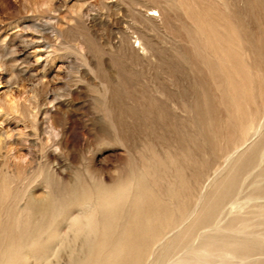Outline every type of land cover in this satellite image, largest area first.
I'll return each mask as SVG.
<instances>
[{
  "label": "rangeland",
  "instance_id": "rangeland-1",
  "mask_svg": "<svg viewBox=\"0 0 264 264\" xmlns=\"http://www.w3.org/2000/svg\"><path fill=\"white\" fill-rule=\"evenodd\" d=\"M229 262L264 264V0H0V264Z\"/></svg>",
  "mask_w": 264,
  "mask_h": 264
},
{
  "label": "bare ground",
  "instance_id": "bare-ground-1",
  "mask_svg": "<svg viewBox=\"0 0 264 264\" xmlns=\"http://www.w3.org/2000/svg\"><path fill=\"white\" fill-rule=\"evenodd\" d=\"M154 6V5H153ZM152 9V8H151ZM157 10V9H156ZM160 11H162V10H160ZM158 13V12H157ZM152 14V13H151ZM159 14V13H158ZM163 18V17H162ZM160 19H161V17H160ZM226 73V72H225ZM12 103V102H11ZM9 104V103H8ZM14 106V105H13ZM14 109V108H13ZM259 127H261V125L259 126ZM258 127V128H259ZM22 130H23V128H22ZM256 130V129H255ZM19 132V131H18ZM21 132V131H20ZM253 133H255V132H253ZM17 134H19V133H17ZM263 134V133H262ZM9 135V134H8ZM23 134H21L20 136H22ZM7 136V135H6ZM9 136H11V135H9ZM8 137V136H7ZM11 138H12V136H11ZM9 139H10V137H9ZM6 140V139H5ZM235 151V150H234ZM232 153V152H231ZM261 155V154H260ZM8 157V156H7ZM22 157V156H21ZM239 157H242V156H239ZM239 157H238V159H239ZM236 159V158H235ZM9 161H10V164H11V166L13 167V169H15V168H18L19 167V158L17 157V156H15L14 154L13 155H11L10 156V158H9ZM244 161V160H243ZM7 162V161H6ZM8 163V162H7ZM239 163V162H238ZM244 165V164H243ZM234 166V165H233ZM228 173V172H227ZM231 174V173H230ZM227 175V174H226ZM229 175V174H228ZM225 176V175H224ZM231 177V176H230ZM232 177H233V175H232ZM225 178H227L226 176H225ZM234 178V177H233ZM229 179V178H228ZM232 180V179H231ZM219 182H221V180H219ZM216 186H217V183H216ZM241 186H242V184H241ZM255 188V187H254ZM216 189V188H215ZM236 189V188H235ZM256 189V188H255ZM216 191H219V190H216ZM215 193V192H214ZM48 194V193H47ZM216 194V193H215ZM214 194V195H215ZM44 195H45V191L43 190V191H41V192H39V193H37V194H34V196H33V200L34 201H37V202H40V201H42L43 199H44ZM215 198V197H214ZM218 198V197H217ZM249 198V197H248ZM75 201H77V200H75ZM78 201H80V200H78ZM198 201V200H197ZM202 201V200H201ZM218 201V200H217ZM216 203V202H215ZM218 204V203H217ZM52 205V204H51ZM220 205V204H219ZM222 205V204H221ZM23 206H24V204H23ZM25 206H26V204H25ZM196 206V205H195ZM27 207V206H26ZM220 207V206H219ZM17 208H18V206H17ZM21 208V207H20ZM194 208V207H193ZM258 208V207H257ZM256 208V209H257ZM198 209H200V208H198ZM261 209H263V208H261ZM25 210V209H24ZM220 210V209H219ZM258 210H259V208H258ZM20 211V210H19ZM235 211H237L236 209H235ZM254 211V210H253ZM256 211V210H255ZM196 212V211H195ZM252 212V211H251ZM253 215H255V212H254V214ZM261 215H263V214H261ZM252 216V215H251ZM78 217V216H77ZM71 218V217H70ZM53 220H54V218H53ZM70 220H72V219H70ZM79 221V220H78ZM250 221V220H249ZM76 222V221H75ZM85 222V221H84ZM214 222V221H213ZM237 223V222H236ZM87 224V223H86ZM17 225V224H16ZM19 225V224H18ZM88 225V224H87ZM214 226V225H213ZM16 227V226H15ZM216 227V226H215ZM231 227V226H230ZM239 227V226H238ZM242 227H244V226H242ZM87 228H88V226H87ZM227 228V227H226ZM205 229V228H204ZM204 229H202V230H204ZM211 229V228H210ZM229 229V228H228ZM244 229V228H243ZM242 229V230H243ZM221 230V229H220ZM224 230H225V228H224ZM239 230V229H238ZM248 230V229H247ZM226 231V230H225ZM80 232V231H79ZM237 232V231H236ZM250 232V231H249ZM88 233V232H87ZM239 233V232H238ZM246 233V232H245ZM76 234V233H75ZM225 234V233H224ZM82 235V234H81ZM198 235V234H197ZM89 237V236H88ZM225 238V237H224ZM250 238H252V237H250ZM246 240V239H245ZM251 240H253V239H251ZM250 240V241H251ZM88 241V240H87ZM254 241V240H253ZM194 242H195V240H194ZM252 242V241H251ZM249 245V244H248ZM247 246V245H246ZM155 247V246H154ZM187 249V248H186ZM246 249V248H245ZM184 250V249H183ZM236 250V249H235ZM234 250V251H235ZM255 251V250H254ZM254 251H253V253H254ZM180 252V251H179ZM181 253H183V252H181ZM239 253V252H238ZM263 253V252H262ZM150 254H151V252H150ZM169 254V253H168ZM178 254V253H177ZM191 254V253H190ZM179 255V254H178ZM181 255H184V254H181ZM209 255H211V254H209ZM214 255V254H213ZM258 255V254H257ZM157 256V255H156ZM185 256H186V254H185ZM190 256H193L192 254L190 255ZM206 257L208 256V255H205ZM218 256H219V254H218ZM239 256H241V255H239ZM244 256V255H243ZM242 256V257H243ZM252 256H255L254 254L252 255ZM158 257V256H157ZM195 257V256H194ZM210 257V256H209ZM225 257V256H224ZM235 257V256H234ZM256 257V256H255ZM262 257V256H261ZM160 258V257H159ZM237 258V257H236ZM244 258V257H243ZM254 258V257H253ZM258 258H259V255H258ZM172 259V258H171ZM192 259V258H191ZM196 259V258H195ZM198 259V258H197ZM246 260V259H245ZM251 260V259H250ZM192 261H194V260H192ZM241 262V261H240ZM231 262H229V264H230ZM233 263V262H232ZM246 263H248V262H246ZM202 264H204V263H202ZM213 264V263H212ZM234 264V263H233ZM235 264H237V262H235ZM245 264V263H244Z\"/></svg>",
  "mask_w": 264,
  "mask_h": 264
}]
</instances>
